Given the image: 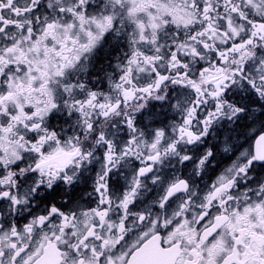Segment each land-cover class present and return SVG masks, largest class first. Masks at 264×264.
<instances>
[{
	"label": "snow or ice",
	"instance_id": "snow-or-ice-1",
	"mask_svg": "<svg viewBox=\"0 0 264 264\" xmlns=\"http://www.w3.org/2000/svg\"><path fill=\"white\" fill-rule=\"evenodd\" d=\"M0 264H264V0H0Z\"/></svg>",
	"mask_w": 264,
	"mask_h": 264
}]
</instances>
